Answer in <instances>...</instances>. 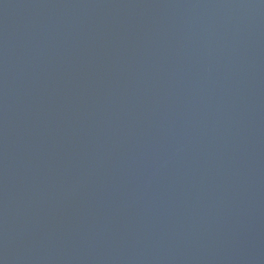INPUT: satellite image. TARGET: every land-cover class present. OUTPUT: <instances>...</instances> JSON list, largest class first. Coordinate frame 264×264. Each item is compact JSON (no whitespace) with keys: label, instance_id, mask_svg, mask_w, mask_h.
<instances>
[{"label":"water","instance_id":"1","mask_svg":"<svg viewBox=\"0 0 264 264\" xmlns=\"http://www.w3.org/2000/svg\"><path fill=\"white\" fill-rule=\"evenodd\" d=\"M0 264H264V0H0Z\"/></svg>","mask_w":264,"mask_h":264}]
</instances>
